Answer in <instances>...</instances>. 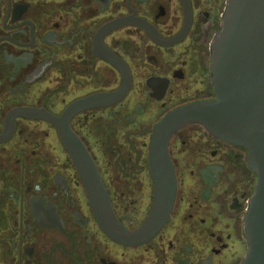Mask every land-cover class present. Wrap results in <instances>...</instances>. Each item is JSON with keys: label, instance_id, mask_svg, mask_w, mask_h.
I'll list each match as a JSON object with an SVG mask.
<instances>
[{"label": "flooded vegetation", "instance_id": "1", "mask_svg": "<svg viewBox=\"0 0 264 264\" xmlns=\"http://www.w3.org/2000/svg\"><path fill=\"white\" fill-rule=\"evenodd\" d=\"M229 0H0V264H242L258 176L246 147L200 123L169 153L177 190L162 229L109 237L55 122L87 148L116 217L155 201L149 147L169 112L215 97L213 46ZM129 85L124 97H111Z\"/></svg>", "mask_w": 264, "mask_h": 264}, {"label": "water", "instance_id": "2", "mask_svg": "<svg viewBox=\"0 0 264 264\" xmlns=\"http://www.w3.org/2000/svg\"><path fill=\"white\" fill-rule=\"evenodd\" d=\"M212 71L215 97L180 106L154 127L149 153L155 201L150 215L134 230L116 217L87 148L69 127L76 107L66 109L61 117H46L56 123L65 147L72 153L101 227L125 245L149 241L168 219L177 190L169 144L179 129L200 123L215 136L246 147L258 180L246 215L248 251L242 264H264V0H229L213 46ZM128 87L111 97H124Z\"/></svg>", "mask_w": 264, "mask_h": 264}]
</instances>
